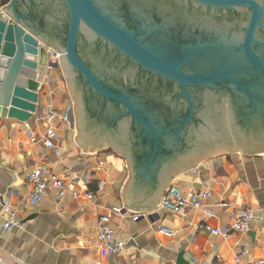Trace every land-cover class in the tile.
<instances>
[{
  "label": "water",
  "instance_id": "1",
  "mask_svg": "<svg viewBox=\"0 0 264 264\" xmlns=\"http://www.w3.org/2000/svg\"><path fill=\"white\" fill-rule=\"evenodd\" d=\"M121 1L10 0L4 5L0 115L24 122L33 118L45 73L62 66L74 99L76 143L84 154L112 145L130 171L124 204L131 211H152L173 179L200 162L228 152L264 156V5L260 0H191L217 9L245 7L249 15L230 36L199 40L191 34L188 41L169 46L156 41V29L168 24L150 19L137 24L138 13L127 19ZM85 36L174 82L187 102L177 124L169 123L173 116L153 94L150 98L104 77L83 51ZM48 47L59 53L60 64L49 61ZM198 87L211 94L197 117L193 89ZM215 90L230 95L233 107L226 113L213 105ZM198 118L205 120L203 128L195 131L194 143H187L183 130L197 125Z\"/></svg>",
  "mask_w": 264,
  "mask_h": 264
},
{
  "label": "crops",
  "instance_id": "2",
  "mask_svg": "<svg viewBox=\"0 0 264 264\" xmlns=\"http://www.w3.org/2000/svg\"><path fill=\"white\" fill-rule=\"evenodd\" d=\"M40 84L36 116L28 121L33 132L45 133L46 124L37 116L48 106L68 112L69 124L59 125L56 147L48 149L42 142L31 141L26 121L0 115V264H249L264 258L263 155H218L173 179L172 185L187 192L210 190L206 203L214 209L213 215L194 208L184 214L159 207L131 211L123 199L130 174L125 157L110 150L84 154L75 141L72 102L61 66L48 68ZM39 164L66 181L73 178L81 196L59 199L52 189L38 205L29 204L27 173ZM101 180L106 184L98 191ZM89 191L95 193L93 200L85 198ZM4 199L11 202L20 222L7 232L3 229ZM113 206L124 210L112 214ZM243 208L255 212L246 233L232 228L236 213ZM107 213H111L112 229L122 231L126 242L117 254H108L97 244V219ZM133 214L143 215L135 221ZM207 226L222 228L223 234H214ZM166 228L174 234L168 236Z\"/></svg>",
  "mask_w": 264,
  "mask_h": 264
},
{
  "label": "flooded vegetation",
  "instance_id": "3",
  "mask_svg": "<svg viewBox=\"0 0 264 264\" xmlns=\"http://www.w3.org/2000/svg\"><path fill=\"white\" fill-rule=\"evenodd\" d=\"M260 1L264 5V0ZM121 2L127 19L136 16L138 13L136 16L137 24L149 19L168 24L156 29V41L169 46L188 41L191 34L193 37H199V40H204L206 37L216 38L219 34L230 36L234 31L242 28L249 15V9L245 7L217 9L191 0H123ZM136 18L134 19L136 20ZM150 22L155 26V22ZM147 23L150 24L149 21ZM153 25L152 27H154ZM84 39L83 51L91 54L89 57L94 61L93 64L102 70L104 77L123 84L128 83L129 86L150 98L153 94L154 99L158 101L167 116H173L174 119H170L169 123L177 124L175 120L184 115L187 102L184 97L180 96V89L174 82L139 68L124 55L103 42H98L87 36ZM225 50L229 51V48L227 47ZM215 91L217 94H214L213 105L222 106L225 108L224 113H226L230 107H233L230 95L228 93L222 95L219 93L220 91ZM208 94L211 92L205 88L193 89L197 117L198 113H202L201 111L208 105ZM94 101L96 104L97 99L95 98ZM70 115L76 127L75 108L74 110L70 109ZM197 123V125L191 124L184 128L183 139L185 142H195L193 135H195L197 128L200 130L203 128L202 125L205 120L198 118ZM188 139L191 142H188ZM103 150L118 152L112 145ZM226 154L235 153L228 152Z\"/></svg>",
  "mask_w": 264,
  "mask_h": 264
},
{
  "label": "built area",
  "instance_id": "4",
  "mask_svg": "<svg viewBox=\"0 0 264 264\" xmlns=\"http://www.w3.org/2000/svg\"><path fill=\"white\" fill-rule=\"evenodd\" d=\"M47 51L49 53V61L60 64L61 56L59 53L49 47L47 48ZM35 116L36 115H34V117ZM37 120L46 124V131L42 136H39L33 132L31 123L26 121L25 127L30 134L31 141L34 143L42 142L46 148L54 149L56 147L57 129L59 125L69 124L68 112L61 113L58 109L48 106L37 116ZM27 178L31 186V193L27 201L32 206L38 205L47 192L52 189L57 192L59 199H64L68 196L77 199L81 196V193L75 187V180L73 178L66 181L44 164H39L38 166L33 167L27 173ZM105 184V180L99 181L98 191H102ZM211 195L212 192L210 190L187 192L177 185H172L163 195L159 209H164L174 214H184L188 208H194L202 210L208 215H213L214 209L206 203ZM94 197L95 193L92 191L85 194L87 200H93ZM123 210V206H113L110 212L112 214H121ZM111 213L102 214L97 219V244L99 248L105 250L108 254H117L124 250L126 242L121 237L123 233L122 231L116 232L112 229L110 225ZM2 215L4 232H7L13 227L19 226L20 222L16 218V211L8 199H4L2 202ZM142 215L143 214H133L132 219L136 221ZM254 218L255 212L251 208H243L239 210L236 213V218L232 226L233 230L244 233L249 232ZM207 228L214 234H223L222 228H215L212 226H207ZM164 232L168 236L174 234V231L168 228L164 229ZM243 253H245V250ZM1 261L2 257L0 256V263ZM249 264H264V258L253 260Z\"/></svg>",
  "mask_w": 264,
  "mask_h": 264
},
{
  "label": "rangeland",
  "instance_id": "5",
  "mask_svg": "<svg viewBox=\"0 0 264 264\" xmlns=\"http://www.w3.org/2000/svg\"><path fill=\"white\" fill-rule=\"evenodd\" d=\"M8 4V3H7ZM4 5H1L0 6V9L3 7ZM61 69H62V66H61ZM62 71H63V73H64V70L62 69ZM66 85H67V87H68V82L66 81ZM69 89V88H68ZM69 92V97H70V102H72L71 103V108H72V110H74V99H73V97H72V95H71V93H70V91H68Z\"/></svg>",
  "mask_w": 264,
  "mask_h": 264
},
{
  "label": "trees",
  "instance_id": "6",
  "mask_svg": "<svg viewBox=\"0 0 264 264\" xmlns=\"http://www.w3.org/2000/svg\"><path fill=\"white\" fill-rule=\"evenodd\" d=\"M9 2H10V0H0V6L1 5H6Z\"/></svg>",
  "mask_w": 264,
  "mask_h": 264
}]
</instances>
